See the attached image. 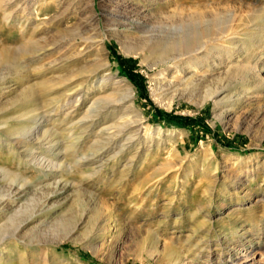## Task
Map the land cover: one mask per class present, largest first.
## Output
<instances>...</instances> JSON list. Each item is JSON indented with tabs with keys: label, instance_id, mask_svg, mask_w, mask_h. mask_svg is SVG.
Wrapping results in <instances>:
<instances>
[{
	"label": "rangeland",
	"instance_id": "1",
	"mask_svg": "<svg viewBox=\"0 0 264 264\" xmlns=\"http://www.w3.org/2000/svg\"><path fill=\"white\" fill-rule=\"evenodd\" d=\"M27 3L0 0V264H264V0Z\"/></svg>",
	"mask_w": 264,
	"mask_h": 264
},
{
	"label": "bare ground",
	"instance_id": "2",
	"mask_svg": "<svg viewBox=\"0 0 264 264\" xmlns=\"http://www.w3.org/2000/svg\"><path fill=\"white\" fill-rule=\"evenodd\" d=\"M30 2V0H28V3ZM27 3V4H28ZM26 4V5H27ZM25 8H27V6L25 7ZM226 31V30H225ZM228 31V30H227ZM222 32V31H221ZM245 35H248V34H245ZM183 36V35H182ZM154 37V35H151V36H146V37H144V41L145 42H149V41H153V38ZM264 37V36H263ZM226 40L225 42H227V45H222V44H217L220 48H224L225 50H226V53H227V55H230L231 54V49L229 48V44H232L233 42H235L236 41V39H235V35H234V33H227V34H222V35H218V36H216V37H213L211 40L213 41V42H218V41H220V40ZM151 43V42H150ZM177 44V43H176ZM182 44H183V42H182ZM245 45V44H244ZM259 45L262 47L261 49H263L264 48V39H260L259 40ZM216 47V46H215ZM156 48V47H155ZM244 48H245V46H244ZM42 48H37V49H35V50H33L32 52H31V54H35V53H37L38 51H40ZM148 49V48H147ZM170 49V48H169ZM189 49V48H188ZM210 49V48H209ZM27 50V49H26ZM175 50V49H174ZM184 50V49H183ZM128 51V50H127ZM185 54H187V52H185V53H176L175 55H172L171 57H169V58H167V60L166 61H164V60H161V62L162 63H167V62H169V64L160 72L161 74H164V72H166V71H168V72H170V71H172L173 73H181L182 71H183V65L182 64H184V62H185V60L186 59H189V58H192V61L194 62H192L193 64H195V63H197V58H196V56H187V55H185ZM247 55L248 56H250V51L249 52H247ZM159 56V55H158ZM190 60V59H189ZM187 61V60H186ZM187 63V62H186ZM191 66V65H190ZM247 66V65H246ZM187 67H189V66H187ZM247 69L249 68V66H247L246 67ZM37 69V68H36ZM40 69V68H39ZM38 69V70H39ZM193 69V68H192ZM237 69V68H236ZM252 69H253V67H252ZM183 73V72H182ZM179 75V74H178ZM253 75V74H252ZM174 76H176V75H174ZM175 77H173V79H174ZM191 78V77H190ZM188 79V78H187ZM252 81V80H251ZM211 96L212 97H214L215 95H214V92L211 94ZM112 99V98H111ZM34 121H35V125L33 126V127H22L20 130L18 129V134H19V136H20V139H19V141H18V143H19V145L17 146L18 148H23V151H27V153H26V156H30V154L33 152V150H35L34 149V147H33V145H32V143L31 142H28L27 140V138L31 135L32 136V134H35L37 137L39 136V134L41 133L40 132V130H41V127H42V121H40V119L39 118H35L34 119ZM14 133V132H13ZM42 135H43V133H41ZM17 135V134H16ZM42 137V136H41ZM40 137V138H41ZM8 139V138H7ZM51 143V142H50ZM54 144H56V143H54ZM54 144H49V146L48 147H50L52 150H53V146H54ZM56 148V147H55ZM43 159L44 158H42V159H40V158H34V165L35 166H37V165H41L42 166V161H43ZM37 164V165H36ZM78 164V163H77ZM39 167V166H38ZM43 167V166H42ZM44 167H45V165H44ZM42 171H43V169H42ZM22 186V185H21ZM2 198V197H1ZM106 208H104V210H105ZM105 212V211H104ZM104 212L103 213H99L100 214V216H102L101 218H104L103 216H105V214H104ZM98 218H100V217H98ZM97 220V219H96ZM107 223V222H106ZM2 237V236H1ZM1 237H0V243H1ZM32 242V241H31ZM156 244V243H155ZM168 250V249H167ZM173 252V251H172ZM34 254V253H33ZM164 254V253H163ZM170 254V253H169ZM29 256H31V255H29ZM35 256V255H34ZM164 256V255H163ZM33 257V255L31 256V258ZM34 258V257H33ZM168 258V257H167ZM170 258V257H169ZM19 259H20V264H24V259H25V257H24V254L22 255V256H20L19 257ZM179 258L177 257V259H175L174 261H173V264H180V260H178ZM33 260H35V259H33ZM8 261L10 262L9 264H13V262H12V260H11V258H8ZM169 261V260H168ZM29 263V262H28Z\"/></svg>",
	"mask_w": 264,
	"mask_h": 264
}]
</instances>
